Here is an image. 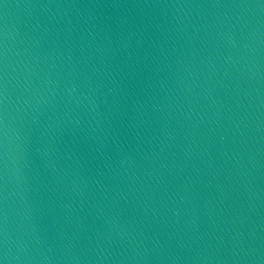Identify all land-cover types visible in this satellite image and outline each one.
<instances>
[{"label":"water","instance_id":"1","mask_svg":"<svg viewBox=\"0 0 264 264\" xmlns=\"http://www.w3.org/2000/svg\"><path fill=\"white\" fill-rule=\"evenodd\" d=\"M0 264H264V0H0Z\"/></svg>","mask_w":264,"mask_h":264}]
</instances>
